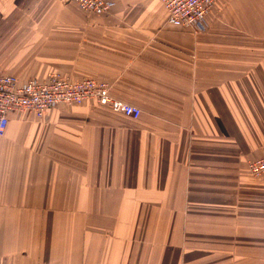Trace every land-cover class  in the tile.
<instances>
[{"label": "crops", "instance_id": "1", "mask_svg": "<svg viewBox=\"0 0 264 264\" xmlns=\"http://www.w3.org/2000/svg\"><path fill=\"white\" fill-rule=\"evenodd\" d=\"M0 0V76L107 83L9 115L0 264H264V0H216L197 32L161 0Z\"/></svg>", "mask_w": 264, "mask_h": 264}, {"label": "built area", "instance_id": "2", "mask_svg": "<svg viewBox=\"0 0 264 264\" xmlns=\"http://www.w3.org/2000/svg\"><path fill=\"white\" fill-rule=\"evenodd\" d=\"M76 3L86 12L106 14L111 4L106 0H66ZM216 0H161L167 13L168 24L197 32L206 29V15ZM93 103L108 107L113 113L138 118L139 108L110 95L107 83L91 78L72 81L58 73H50L44 80L28 79L20 83L14 76H0V135L8 123L9 115L19 111L33 112L43 118L57 105ZM248 170L254 179L264 177V156L249 162Z\"/></svg>", "mask_w": 264, "mask_h": 264}]
</instances>
